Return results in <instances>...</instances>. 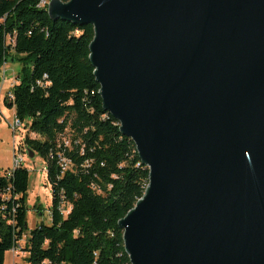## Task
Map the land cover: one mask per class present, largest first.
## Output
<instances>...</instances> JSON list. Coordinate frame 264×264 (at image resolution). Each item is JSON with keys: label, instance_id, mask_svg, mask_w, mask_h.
Here are the masks:
<instances>
[{"label": "water", "instance_id": "obj_1", "mask_svg": "<svg viewBox=\"0 0 264 264\" xmlns=\"http://www.w3.org/2000/svg\"><path fill=\"white\" fill-rule=\"evenodd\" d=\"M46 12L92 27L102 108L148 170L117 223L129 263L264 264V0H48Z\"/></svg>", "mask_w": 264, "mask_h": 264}, {"label": "trees", "instance_id": "obj_2", "mask_svg": "<svg viewBox=\"0 0 264 264\" xmlns=\"http://www.w3.org/2000/svg\"><path fill=\"white\" fill-rule=\"evenodd\" d=\"M40 1L0 0V69L20 65L13 98L1 103L22 125L30 120L18 147L46 164L50 224L18 244L27 231L29 174L22 163L9 177L0 169V264L18 245L24 264H130L117 223L142 197L148 170L102 108L88 59L92 27L54 22Z\"/></svg>", "mask_w": 264, "mask_h": 264}, {"label": "rangeland", "instance_id": "obj_3", "mask_svg": "<svg viewBox=\"0 0 264 264\" xmlns=\"http://www.w3.org/2000/svg\"><path fill=\"white\" fill-rule=\"evenodd\" d=\"M20 68L19 63H6L5 71L3 75V69L0 71V89H2V94L4 95L7 91V86L9 81L14 80V76L18 73ZM12 111L4 109L3 116L12 115ZM30 125V120L23 123L20 129L16 130L14 136V145L17 148L20 143H22L25 133L28 131V126ZM68 141V138L67 140ZM12 134L7 127V123L2 118V123H0V169L2 171L8 170L12 166ZM22 167L26 168L29 174L28 177V191H27V213H26V223L27 231L25 234L29 235L30 230L36 226L37 223L43 222L44 224H50L49 210L52 206V193L51 187L46 179V164L43 159H41L37 154L30 158L27 153L22 151ZM38 206V207H37ZM36 207L39 209L37 212ZM21 247L24 246V241H20ZM10 254L7 255V264H9ZM17 264H24L21 257L16 260Z\"/></svg>", "mask_w": 264, "mask_h": 264}, {"label": "built area", "instance_id": "obj_4", "mask_svg": "<svg viewBox=\"0 0 264 264\" xmlns=\"http://www.w3.org/2000/svg\"><path fill=\"white\" fill-rule=\"evenodd\" d=\"M63 1H67V0H63ZM47 3H48V0H41L38 4V7L46 8ZM3 66L1 67V69H3V75H4V73H6V71H5ZM11 87H12V84L8 85L7 91L5 92L4 95L2 94V91L0 89V105H1V101H2L3 97H5V96L8 99L12 100L13 97H12V92L10 89ZM2 118H4V120L6 121L7 127L12 134V140H13V143H12V159H13L12 160V166L10 169L7 170V172L5 174L6 177H9L11 175V173L13 172V170L15 168L19 167L20 164L23 162L22 151L24 149L21 147L16 148L14 145L15 132H16V130L21 128L22 122L18 118H16L14 115L11 118L7 117V119L9 120V121H7L6 118L3 116V112H1V110H0V123H2ZM64 166H65V164H63V167ZM60 209H61V214H66L68 212V210H66L65 207L60 208ZM49 217H50V213H49ZM10 251H12L14 254H16L19 257H21V255H22V250H21V247L19 245L15 248H12Z\"/></svg>", "mask_w": 264, "mask_h": 264}, {"label": "crops", "instance_id": "obj_5", "mask_svg": "<svg viewBox=\"0 0 264 264\" xmlns=\"http://www.w3.org/2000/svg\"><path fill=\"white\" fill-rule=\"evenodd\" d=\"M10 63H11V62H10ZM3 67H4V69H5L6 64H4ZM0 70H1V69H0ZM16 75H17V74H16ZM16 75L14 76V78L16 77ZM11 82H12V81H11ZM11 82L9 81L8 85H10ZM7 88H8V86H7ZM1 91H2V89H1ZM4 109H5V108L3 107L2 103H1V105H0V110H1V112H3ZM10 111H12V110H10ZM12 113H13V111H12ZM13 115H14V114L9 115V116H7V117L11 118ZM38 224H39V223L36 222V225H38ZM27 238H28V235L25 234V235H23V237H22V239H21L20 241H24V243H25V241H26ZM20 241L18 242V244H20ZM8 254H10L9 264H17V263H16V260H17V258H18L19 256H17L16 254H14V253H13L12 251H10V250L5 254V257H4V264H7V259H6V257H7ZM25 255H26V253L22 252V255H21V259H22V260H23V258L25 257Z\"/></svg>", "mask_w": 264, "mask_h": 264}]
</instances>
